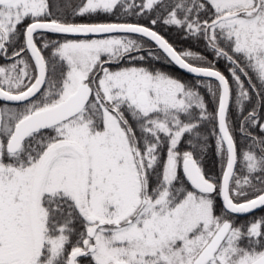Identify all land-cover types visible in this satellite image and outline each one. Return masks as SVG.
Masks as SVG:
<instances>
[{"label": "snow or ice", "instance_id": "obj_1", "mask_svg": "<svg viewBox=\"0 0 264 264\" xmlns=\"http://www.w3.org/2000/svg\"><path fill=\"white\" fill-rule=\"evenodd\" d=\"M0 101V264H264V0H0Z\"/></svg>", "mask_w": 264, "mask_h": 264}, {"label": "trees", "instance_id": "obj_2", "mask_svg": "<svg viewBox=\"0 0 264 264\" xmlns=\"http://www.w3.org/2000/svg\"><path fill=\"white\" fill-rule=\"evenodd\" d=\"M115 18L116 17H114V16L103 15V14L92 17V19L95 20V21H104V22L114 21ZM123 19L127 20L128 22H137L138 21L141 24H146L147 23V20L140 19V18H138L136 16H132L131 18H123ZM85 21H87V18H85ZM156 30L159 31L162 35H164L173 44V46L176 49H178L179 51L188 49V50H191V51H194V52H199V53H202V54L206 55L209 60L213 59V56H212V53H211L210 50L208 52H204L203 42L201 44L197 45L193 41V39H191V38H187V39L182 38V34L174 26L165 28V27H161V26L158 25V26H156ZM44 35L55 37V36L50 35V34H44ZM63 38H65V37H63ZM39 43L42 46V43L40 42V40H39ZM44 54L47 56L48 55V51L45 50ZM160 62L161 61L155 62L156 66L161 68L162 70H164V71H166L168 73V68L167 67H162L160 65ZM216 67L219 68L222 72H224L227 75V73L225 72V62L224 61H219L216 64ZM176 70H177V74L176 73L172 74L174 77H178L182 81H192L194 79V77L183 73L180 69H176ZM1 103L2 102L0 101V104ZM211 144L214 145V140H210V142H209V145H210L209 150L212 148ZM183 148H184V146H182V149ZM212 156L214 157V155H212ZM215 158L216 157H214V159ZM217 202L218 203L220 202L219 198H218ZM261 216H264V209L260 210L259 212L255 213V214H252L250 216L242 217L241 220L239 221V223H243L246 220H251L253 218H259Z\"/></svg>", "mask_w": 264, "mask_h": 264}, {"label": "flooded vegetation", "instance_id": "obj_3", "mask_svg": "<svg viewBox=\"0 0 264 264\" xmlns=\"http://www.w3.org/2000/svg\"><path fill=\"white\" fill-rule=\"evenodd\" d=\"M77 22H82V21H77ZM53 36H55V37L44 35L42 38H39V40H40L41 43H43V40H48V39L50 40L51 39V40H58V41H60V40L64 39L63 37H65V36H58V35H53ZM68 38H72V37H68ZM160 65L162 67H167L168 68V74H170V75L175 74V73L177 74V70L176 69H179L173 63H168L167 61H164V60H161ZM236 138L239 141V138L240 137H239V134L238 133L236 134ZM182 146H184V145H181V148H182ZM211 146H213V145L211 144ZM212 155H213V152H212V148H211L208 151V153L206 155V158L204 159L203 167H204V169H205L206 172L210 173L213 177H216V176H218L219 171H217V169L215 170V168L213 166L214 157ZM209 157H211V161L210 162L207 161ZM210 166H211V168L213 166V168L211 170H209Z\"/></svg>", "mask_w": 264, "mask_h": 264}, {"label": "rangeland", "instance_id": "obj_4", "mask_svg": "<svg viewBox=\"0 0 264 264\" xmlns=\"http://www.w3.org/2000/svg\"><path fill=\"white\" fill-rule=\"evenodd\" d=\"M130 2H131V1H130ZM136 3H139V0H136ZM131 17H132L131 15H128V16H126V17H124V18H131ZM115 20H116V18H115ZM115 20H114V21H115ZM82 22H85V21H82ZM48 40H49V39H48ZM60 41H63V39L60 40ZM3 106H4V103H1V104H0V108H2ZM8 106H9V107H15L16 105H14V104H8ZM207 161L210 162V161H211V157H209ZM213 166H214L215 170L217 169V171H219V173H218V176H219V175H220V160H219V157H216V158L214 159V161H213ZM213 166H212V168H213ZM212 168H211V166H210L209 170H211ZM214 175H215V174H214Z\"/></svg>", "mask_w": 264, "mask_h": 264}, {"label": "water", "instance_id": "obj_5", "mask_svg": "<svg viewBox=\"0 0 264 264\" xmlns=\"http://www.w3.org/2000/svg\"><path fill=\"white\" fill-rule=\"evenodd\" d=\"M46 34H51V35H58V36H64V34H55V33H46ZM161 34V33H160ZM166 38V37H165ZM167 39V38H166ZM174 64V63H173ZM175 65V64H174ZM177 68H179L177 65H175ZM183 73H185V74H187V75H189V76H192L193 77V75L192 74H189V73H187L186 71H184V70H182V69H180ZM2 102V101H1ZM3 103H5V102H3ZM8 104H14V105H16V102H7ZM260 210H262V209H257V210H255L252 214H254V213H256V212H258V211H260ZM252 214H250V215H252ZM247 216H249V215H247Z\"/></svg>", "mask_w": 264, "mask_h": 264}]
</instances>
